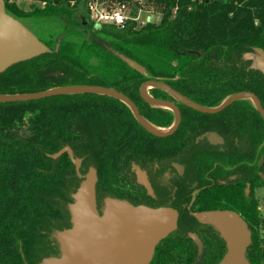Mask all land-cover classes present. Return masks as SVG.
Returning <instances> with one entry per match:
<instances>
[{
  "label": "trees",
  "instance_id": "trees-1",
  "mask_svg": "<svg viewBox=\"0 0 264 264\" xmlns=\"http://www.w3.org/2000/svg\"><path fill=\"white\" fill-rule=\"evenodd\" d=\"M5 1L7 12L48 50L0 74V94L71 85L114 88L128 96L149 123L163 128L174 123L175 113L142 98L140 89L151 80L209 108L235 93L251 92L264 109L259 52H264V0H21L31 2L28 10L18 0ZM95 1L108 9L156 6L161 19L141 25L133 18L124 27H97L90 10ZM115 52L140 63L145 73L132 69ZM148 93L180 108L182 122L175 134L159 137L148 132L126 103L104 94L0 102V264H40L59 255L53 235L71 226L68 204L81 179L68 153L58 158L54 154L70 147L83 160V175L91 166L97 169L98 207L105 197L137 204L128 196L131 159L155 155L173 143L189 147L209 131L222 134L230 147L223 154L229 158H215L222 163L215 180L231 171L237 178L203 188L191 207L193 197L185 192L179 227L157 246L150 264H218L226 243L216 228L218 221L205 214L219 210L235 211L248 223L252 244L247 258L250 264H264V218L256 197L264 186V119L253 100L205 114L162 88L150 87ZM215 160L203 171L212 169ZM199 213L204 218L197 217ZM190 233L201 239V252Z\"/></svg>",
  "mask_w": 264,
  "mask_h": 264
},
{
  "label": "water",
  "instance_id": "water-1",
  "mask_svg": "<svg viewBox=\"0 0 264 264\" xmlns=\"http://www.w3.org/2000/svg\"><path fill=\"white\" fill-rule=\"evenodd\" d=\"M100 25L97 24V27ZM48 46L39 39L20 20L6 10V1L0 0V74L21 62L41 56ZM264 67V52L259 50ZM115 54L132 69L145 73L146 69L137 61L123 54ZM158 87L169 92L178 102L205 114H216L242 99H252L258 112L264 119V109L260 99L251 92H239L231 95L220 106L209 108L202 106L170 85L156 80L144 83L140 89L142 98L153 106L170 108L175 112L174 126L168 131H156L141 114L137 105L124 93L114 88L90 85H71L31 94H0V102H27L53 96L98 93L113 96L126 103L138 122L148 132L166 137L180 126L182 114L173 101L152 97L148 88ZM68 153L81 179L77 190L68 204L71 226L56 231L54 238L59 245V255L44 258L40 264H150L157 246L174 233L179 227V212L172 207H149L134 205L128 200L107 197L102 210L97 201V169L91 166L86 174L81 173L83 160L76 158L72 149L66 147L54 154L58 158ZM264 178V175H262ZM150 189L147 181L142 182ZM250 186L247 188L249 193ZM205 215L218 221L216 225L220 236L226 243V252L218 264H250L247 250L252 244V232L241 215L232 210H219ZM199 251L203 249L201 239L190 233Z\"/></svg>",
  "mask_w": 264,
  "mask_h": 264
},
{
  "label": "flooded vegetation",
  "instance_id": "flooded-vegetation-1",
  "mask_svg": "<svg viewBox=\"0 0 264 264\" xmlns=\"http://www.w3.org/2000/svg\"><path fill=\"white\" fill-rule=\"evenodd\" d=\"M174 124L175 121L170 127L160 128L168 131ZM177 130L172 134H175ZM194 142L189 147L173 143L166 150L157 151L155 155L131 159L128 196L131 201L137 203L134 205H146L153 208L172 207L180 214L181 206L185 205V192H190L193 197L189 206L191 207L196 195L203 188L213 185L215 181L227 184L237 178V175L231 171L227 176L218 177L215 180L219 166L222 165L215 158H229L223 155L230 150L228 139L216 131H209L198 136ZM213 159L215 160L213 168L204 172V167ZM205 180L206 185L203 184ZM143 181L148 182L151 190L142 183ZM248 186L249 184L247 188ZM105 198L99 207L100 210H102ZM198 215L202 214H196L197 217Z\"/></svg>",
  "mask_w": 264,
  "mask_h": 264
},
{
  "label": "rangeland",
  "instance_id": "rangeland-1",
  "mask_svg": "<svg viewBox=\"0 0 264 264\" xmlns=\"http://www.w3.org/2000/svg\"><path fill=\"white\" fill-rule=\"evenodd\" d=\"M142 2H146V0H143ZM142 2H139V3L142 4ZM18 3L21 5V7L28 10L31 2L18 0ZM99 5H100V7H99L100 9L106 8L103 3H100ZM135 8L136 7L134 5L133 6L126 5L125 13L127 15H129L130 17H133L136 14L135 17L138 18L137 22L141 25L145 24L147 22L146 21L147 17H151V19H152L151 22H159L161 19V13L159 12V9L156 6L150 7L149 5L145 4L143 6L142 10H139V11H136ZM27 23H28L29 27H31V29H33L34 31H37V32L39 31L40 28L37 27L35 24H33L31 22H27ZM261 162H263V161H261ZM256 197L260 201V215L264 218V186L256 191ZM198 216L203 217L202 215L201 216L198 215Z\"/></svg>",
  "mask_w": 264,
  "mask_h": 264
},
{
  "label": "built area",
  "instance_id": "built-area-1",
  "mask_svg": "<svg viewBox=\"0 0 264 264\" xmlns=\"http://www.w3.org/2000/svg\"><path fill=\"white\" fill-rule=\"evenodd\" d=\"M138 2H142L143 0H137ZM144 3V2H142ZM100 3L98 1L92 2L90 4L91 17L97 24H114L116 26L124 27L127 20L135 19L138 20L137 17H130L125 13L126 5H116L111 9L107 7L105 9H100ZM142 10V9H140ZM151 17H147V22H151ZM146 22V23H147Z\"/></svg>",
  "mask_w": 264,
  "mask_h": 264
},
{
  "label": "bare ground",
  "instance_id": "bare-ground-1",
  "mask_svg": "<svg viewBox=\"0 0 264 264\" xmlns=\"http://www.w3.org/2000/svg\"><path fill=\"white\" fill-rule=\"evenodd\" d=\"M154 129H155L156 131H164L162 128H159V127H157V126H154Z\"/></svg>",
  "mask_w": 264,
  "mask_h": 264
}]
</instances>
